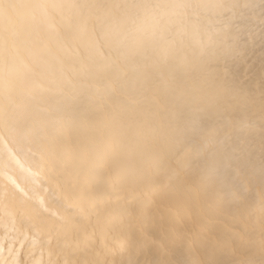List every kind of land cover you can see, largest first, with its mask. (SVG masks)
Returning <instances> with one entry per match:
<instances>
[{
	"label": "bare ground",
	"instance_id": "6f19581e",
	"mask_svg": "<svg viewBox=\"0 0 264 264\" xmlns=\"http://www.w3.org/2000/svg\"><path fill=\"white\" fill-rule=\"evenodd\" d=\"M0 264H264V0H0Z\"/></svg>",
	"mask_w": 264,
	"mask_h": 264
},
{
	"label": "snow or ice",
	"instance_id": "6c2138e0",
	"mask_svg": "<svg viewBox=\"0 0 264 264\" xmlns=\"http://www.w3.org/2000/svg\"><path fill=\"white\" fill-rule=\"evenodd\" d=\"M222 71H223V74H224V75H227V69H226V68L223 69Z\"/></svg>",
	"mask_w": 264,
	"mask_h": 264
}]
</instances>
